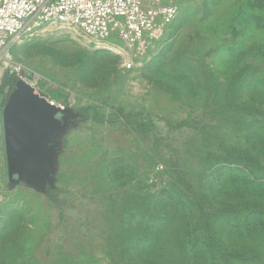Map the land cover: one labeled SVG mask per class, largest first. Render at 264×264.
<instances>
[{"label": "rangeland", "instance_id": "1", "mask_svg": "<svg viewBox=\"0 0 264 264\" xmlns=\"http://www.w3.org/2000/svg\"><path fill=\"white\" fill-rule=\"evenodd\" d=\"M159 41L158 56L137 65L116 41L100 46L47 25L0 53V264L8 255L112 264L106 248L129 250L136 218L156 211L169 221L154 240L165 264H264V0H180ZM18 76L79 114L54 141L59 210L47 193L7 177L2 108L7 79ZM250 159L256 182L231 170ZM176 165L191 192L207 194V226H197L210 255L179 240L183 216L196 219L177 201L194 197L175 184Z\"/></svg>", "mask_w": 264, "mask_h": 264}, {"label": "built area", "instance_id": "2", "mask_svg": "<svg viewBox=\"0 0 264 264\" xmlns=\"http://www.w3.org/2000/svg\"><path fill=\"white\" fill-rule=\"evenodd\" d=\"M179 2L0 0V53L20 37L53 25L78 29L96 45L116 41L120 54L129 53L140 65L157 53L160 36L175 17Z\"/></svg>", "mask_w": 264, "mask_h": 264}, {"label": "water", "instance_id": "3", "mask_svg": "<svg viewBox=\"0 0 264 264\" xmlns=\"http://www.w3.org/2000/svg\"><path fill=\"white\" fill-rule=\"evenodd\" d=\"M78 116L36 93L18 77L2 108L8 180L44 193L53 189L55 138L74 126Z\"/></svg>", "mask_w": 264, "mask_h": 264}, {"label": "trees", "instance_id": "4", "mask_svg": "<svg viewBox=\"0 0 264 264\" xmlns=\"http://www.w3.org/2000/svg\"><path fill=\"white\" fill-rule=\"evenodd\" d=\"M161 41V40H160ZM159 41V42H160ZM158 52L153 55L151 59H154L158 56ZM149 60V62H150ZM10 77V76H9ZM8 78V77H7ZM7 81L12 85L14 83V80L12 78H8ZM80 112L82 114H85L88 119H90L94 123H100L102 122V119L100 118L99 114L97 113L95 108L86 107L81 108ZM208 123H205L202 128L207 127ZM196 133V131H194ZM255 160L250 159L248 162H240L238 164L231 163V170L235 171V173H245L247 176L250 177V181L256 182L258 180V177L256 175H253L255 168ZM173 174L176 175V185L181 186L185 188V193L193 194L194 198L189 199V201H184L183 198L181 199V195H179V198L177 201L181 204L182 208H184L189 212L194 213V217L196 219V223L194 224L192 222L193 218L188 217L185 218L183 216L182 221L179 223V240L181 243L184 244L185 249L188 247L189 251L197 249V247H200L202 250V253L204 255L209 254L210 252L208 250L209 245L204 244L206 241L200 239L198 236V231L202 230L197 226V222L200 220L204 227L207 226L208 222V198L207 194L203 193L200 195H197L194 192H191L192 183L191 180L185 179L187 177V170L184 167H181L180 165H176L175 169L172 170ZM255 174V173H254ZM49 196V200L52 202L56 210H59L61 206L64 205V202L59 197L60 190L59 189H48L46 192ZM251 205L246 207V210H252V212L256 209H254V201H250ZM156 204L154 203L151 207V209L154 211L156 208ZM195 208V210H194ZM59 217H62V214H58ZM59 222H61V218H59ZM194 221V220H193ZM168 219L155 212L154 215L150 214L149 216H143L140 215L139 218H136L134 222V228L130 235V249H116L114 247L106 248V253L110 257L112 264H165L164 257L160 256L154 251V240L156 234L159 232V228L168 224ZM46 245H50L49 240L45 241ZM57 247V246H56ZM53 249V248H52ZM55 249V248H54ZM53 249V250H54ZM50 246H47V249L45 251V256L48 257L50 254ZM52 250V252H53ZM58 250V257H64L69 254L70 252H64L62 248H56ZM7 264H24L22 262L23 260L18 261L15 257L7 256ZM39 264H46V263H39Z\"/></svg>", "mask_w": 264, "mask_h": 264}]
</instances>
